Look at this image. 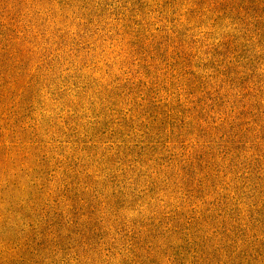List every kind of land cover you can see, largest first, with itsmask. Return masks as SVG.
Here are the masks:
<instances>
[{
    "label": "rangeland",
    "instance_id": "rangeland-1",
    "mask_svg": "<svg viewBox=\"0 0 264 264\" xmlns=\"http://www.w3.org/2000/svg\"><path fill=\"white\" fill-rule=\"evenodd\" d=\"M0 264H264V0H0Z\"/></svg>",
    "mask_w": 264,
    "mask_h": 264
}]
</instances>
